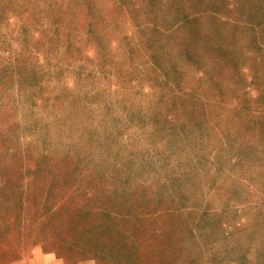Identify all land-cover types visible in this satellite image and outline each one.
<instances>
[{"label":"rangeland","instance_id":"obj_1","mask_svg":"<svg viewBox=\"0 0 264 264\" xmlns=\"http://www.w3.org/2000/svg\"><path fill=\"white\" fill-rule=\"evenodd\" d=\"M46 255L264 264V0H0V264Z\"/></svg>","mask_w":264,"mask_h":264},{"label":"crops","instance_id":"obj_2","mask_svg":"<svg viewBox=\"0 0 264 264\" xmlns=\"http://www.w3.org/2000/svg\"><path fill=\"white\" fill-rule=\"evenodd\" d=\"M43 258L45 259L44 261H43ZM40 260H41L40 263H35V264H64L61 260H58L55 256H52L51 258L50 256L46 255V256L41 257Z\"/></svg>","mask_w":264,"mask_h":264}]
</instances>
